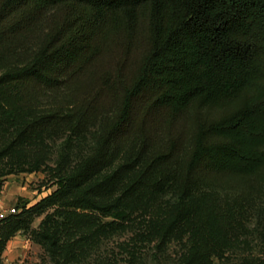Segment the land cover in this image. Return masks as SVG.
I'll list each match as a JSON object with an SVG mask.
<instances>
[{
    "label": "trees",
    "instance_id": "1",
    "mask_svg": "<svg viewBox=\"0 0 264 264\" xmlns=\"http://www.w3.org/2000/svg\"><path fill=\"white\" fill-rule=\"evenodd\" d=\"M0 125L13 128L12 152L95 127L90 153L31 206L63 209L39 233L57 261L121 228L137 196L175 189L161 242L207 202L246 212V188H264V0H0ZM25 163L0 176L39 168ZM14 205L0 264L28 209ZM96 212L106 220L92 228ZM205 255L194 239L184 264ZM241 264H264V250Z\"/></svg>",
    "mask_w": 264,
    "mask_h": 264
},
{
    "label": "rangeland",
    "instance_id": "2",
    "mask_svg": "<svg viewBox=\"0 0 264 264\" xmlns=\"http://www.w3.org/2000/svg\"><path fill=\"white\" fill-rule=\"evenodd\" d=\"M94 132L95 127H92L69 143L65 141V134L31 139L12 152L6 145L14 136L13 128L0 125V168L6 169L16 159L39 166L32 171L0 176V194L3 185L8 183L14 193L11 203L17 199L21 203L26 201L28 208L23 214V224L7 242L2 264H184L194 239L207 248V255L199 257L197 264H241L261 255L264 210H257L256 206H264V188L258 189L255 185L246 188L251 192V204L255 207L230 215L213 203L196 206L184 223L174 224L172 236L164 242L160 241V232L175 214V189L157 196L134 197L129 203L130 218L121 228L110 234L97 229L96 234L89 237L87 253L67 262L57 261L50 254L48 241L39 233L47 216L61 218L63 209L55 204L31 206L56 190L58 176L72 171L90 153ZM95 216L92 228H99L106 217L98 212Z\"/></svg>",
    "mask_w": 264,
    "mask_h": 264
},
{
    "label": "crops",
    "instance_id": "3",
    "mask_svg": "<svg viewBox=\"0 0 264 264\" xmlns=\"http://www.w3.org/2000/svg\"><path fill=\"white\" fill-rule=\"evenodd\" d=\"M4 188L1 190V196H2V199H3V202H2V206L6 207V206H9L11 203V200L13 199L14 197V193H13V190L10 189V187L8 186V183L4 184L3 185Z\"/></svg>",
    "mask_w": 264,
    "mask_h": 264
},
{
    "label": "built area",
    "instance_id": "4",
    "mask_svg": "<svg viewBox=\"0 0 264 264\" xmlns=\"http://www.w3.org/2000/svg\"><path fill=\"white\" fill-rule=\"evenodd\" d=\"M2 202H3V199L0 194V218L5 216L8 213L16 212V206L14 204L4 207L2 206Z\"/></svg>",
    "mask_w": 264,
    "mask_h": 264
}]
</instances>
